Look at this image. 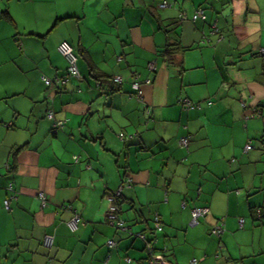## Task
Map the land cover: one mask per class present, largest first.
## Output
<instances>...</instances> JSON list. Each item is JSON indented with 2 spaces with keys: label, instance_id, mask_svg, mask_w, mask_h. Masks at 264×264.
I'll return each mask as SVG.
<instances>
[{
  "label": "crops",
  "instance_id": "1",
  "mask_svg": "<svg viewBox=\"0 0 264 264\" xmlns=\"http://www.w3.org/2000/svg\"><path fill=\"white\" fill-rule=\"evenodd\" d=\"M159 1L0 0V264H144L136 233L154 213L153 254L167 264H264V0ZM197 7L203 20L177 19ZM61 43L79 77L45 88L64 72ZM117 188L125 231L104 219Z\"/></svg>",
  "mask_w": 264,
  "mask_h": 264
},
{
  "label": "built area",
  "instance_id": "2",
  "mask_svg": "<svg viewBox=\"0 0 264 264\" xmlns=\"http://www.w3.org/2000/svg\"><path fill=\"white\" fill-rule=\"evenodd\" d=\"M168 6H169V4L165 0H161L156 5V7L159 8V9H164L165 7H168ZM202 17H203L202 9L198 7L191 14L190 20H194L196 18H202ZM177 19L180 20V21L186 20V15L184 13H182V12H178L177 13ZM212 26L214 27V23H213ZM58 49H59L60 55L64 58L65 62L67 63L66 64V68H65V75L61 79L58 78L57 80H54L53 82L49 81V79L41 77V79L43 80L44 84H46L48 87L54 85L55 83H59L60 84L61 82L65 81L67 77H73L74 79H77L79 77L78 72H77V68H76V57L72 53L70 46H68L65 43H61L59 45ZM262 53H263V49H259L258 50V54H262ZM147 68L149 70L153 69V64L148 62ZM113 80L114 81H118L119 78L118 77H114ZM130 87L134 91L133 96L136 99H139L140 98V92H139V88H138L139 87L138 82L137 81H132L130 83ZM177 102L180 105V107L182 109H184V110L198 108V104L190 103L185 98L179 99ZM241 106H243V105L241 104ZM250 116H252V115H250ZM46 117L50 118V113L49 112L46 114ZM244 118H246V116ZM57 123H55V124H57ZM119 138H120V136H119ZM187 142H188V136L179 137L177 139V144L181 148H186ZM249 148H251L249 144H246L243 147L244 151L249 149ZM128 181H129V179L127 178V180L125 182H128ZM115 193L116 194L118 193V188L115 190ZM38 196L41 198L40 204L43 205L44 204L43 194L41 192H39ZM107 200H108V204H107V207H106L107 211H106V214H105L106 222L109 223L111 226H114L115 228L122 229L121 220L117 217V214H116L117 207H116L115 203L113 202L112 197L111 196L107 197ZM2 202H3V204L5 206H7L8 201L6 199H4ZM206 210H207L206 207H198V208L191 209V211H190V224H195L197 222V219L205 214ZM77 221H78V217H77L76 214H74L66 222V224L69 227H73L74 224ZM237 222L240 224L242 222V219L238 218ZM209 232H210V234L218 235L221 232V222H217L212 227H210L209 228ZM50 242H51V237L48 236V235H43V237H42V245H44L45 247H48ZM105 244H106V246L111 247V246L114 245V241H112L110 239H107L105 241ZM126 261H128V259H126ZM194 261H195L194 259L190 260L191 263H193ZM148 262L149 263H155V264H163L162 261H160L158 258L153 257V256H149Z\"/></svg>",
  "mask_w": 264,
  "mask_h": 264
},
{
  "label": "trees",
  "instance_id": "3",
  "mask_svg": "<svg viewBox=\"0 0 264 264\" xmlns=\"http://www.w3.org/2000/svg\"><path fill=\"white\" fill-rule=\"evenodd\" d=\"M160 2V1H159ZM157 5V4H156ZM157 8V7H156ZM198 8V7H197ZM199 8H201V7H199ZM157 9H159V8H157ZM196 9V8H195ZM194 9V10H195ZM202 9V8H201ZM193 10V11H194ZM193 13V12H192ZM202 14H203V10H202ZM191 16V15H190ZM190 16L188 17V18H186V20H190ZM204 19V17H202V18H196V19H194V20H203ZM194 20H191V21H194ZM71 48V47H70ZM178 49H177V46H176V44L175 43H173V44H165V45H163V47L161 48V50H160V53H161V56H163L164 57V60L165 61H171V59H172V56H173V53L175 52V51H177ZM71 51H72V49H71ZM73 53V52H72ZM75 55V54H74ZM67 64V63H66ZM148 63H146V65H147ZM65 68H66V66H65ZM147 70H149L148 68H147ZM65 75V69H64V72L61 74V75H59V76H55V77H53V78H46V77H43V78H46V79H49V81H54V80H57L58 78H62L63 76ZM100 78H103L101 75L100 76H96L95 77V80H97L98 82H99V80H100ZM70 79H74L73 77H67L66 78V80L65 81H63V82H61L60 84L59 83H55L54 85H52L51 87H55V89L57 90V89H61L64 85H65V83L68 81V80H70ZM40 80H41V82H42V84L45 86V88H47L48 86L46 85V84H44V82H43V80L40 78ZM104 82H106L107 84H109V82L108 81H104ZM110 83H112V84H115V81H113L112 80V82L110 81ZM110 85V84H109ZM112 90H114L113 88H110L107 92H110V91H112ZM50 113V118H47L46 117V114L47 113ZM45 118L46 119H48L50 122H51V124H50V127H49V132H51V131H57V130H59L60 128V126H61V124H62V121L61 120H55V119H53V116H52V111L51 110H46V112H45ZM58 122V123H57ZM55 123H57V124H55ZM247 144H249L250 145V143H247ZM250 147H251V145H250ZM19 148V147H18ZM17 149V148H16ZM16 149L14 150V151H16ZM250 149V148H249ZM246 151V150H245ZM15 153H12V155H14ZM75 156H73L72 157V160H75ZM6 168H8V165L6 166ZM8 185L10 186V184L8 183ZM8 189H9V187H8ZM7 188H6V190L7 191H9L10 192V194H14L15 192H12V189L10 188L9 190H8ZM39 193V192H38ZM38 193L36 194V199H37V201H38V204H39V206L40 207H44L45 205H46V202H45V196L43 195V199H44V204L43 205H41L40 204V202H41V198L38 196ZM42 193V192H41ZM10 194H9V196H10ZM43 194V193H42ZM119 195H120V193H119V189H118V193L116 194L115 193V190H110L106 195H105V200H106V203L108 204V200H107V197H109V196H111L112 197V199H113V202L115 203V205H116V207H117V211H116V214L118 213V197H119ZM8 201V200H7ZM2 206H3V208L4 209H8V205L7 206H5L4 204H3V202H2ZM107 207V206H106ZM62 210H65V209H67L68 208V210L69 211H71V208H69V207H67L66 205H61V207H60ZM107 209V208H106ZM107 211V210H106ZM72 215H74L75 214V212H73L72 211ZM105 214H106V212H105ZM72 217V216H71ZM70 217V218H71ZM77 217H78V215H77ZM117 217H118V214H117ZM202 217V216H201ZM250 217H251V219H255V220H257V219H259L260 218V214L258 213V210L257 209H254L253 210V213L251 212V215H250ZM69 218V219H70ZM119 218V217H118ZM104 219H105V216H104ZM120 219V218H119ZM121 220V227H122V231H125L127 228L126 227H124V225H123V221H122V219H120ZM106 221V220H105ZM109 224V223H108ZM113 228H115L114 226H112ZM115 229H120V228H115ZM161 229V226L159 225V220H158V217H157V214L156 213H154L153 215H152V217H151V227H150V231H148V236L146 237L142 232H137L136 234H137V236H139L141 239H143L144 241H145V245H144V249H145V254L147 255L146 256V259H145V261H144V264H155V263H149L148 262V258H149V256H153V257H156L154 254H153V243H154V240H155V238H154V234H155V232L156 231H159ZM221 232H222V230H221ZM221 232L218 234V235H213V234H210V232H209V234L211 235V236H213V237H216V238H219V236H220V234H221ZM41 243H42V239H41ZM105 246H106V244H105ZM114 246V245H113ZM113 246H111V247H113ZM107 248H110V247H108V246H106ZM156 258H158L160 261H162L163 262V264H167V263H165V261L163 260V259H161L160 257H156ZM195 261L193 262V263H191L190 261H189V264H194L195 262H196V259H194ZM126 261V260H125Z\"/></svg>",
  "mask_w": 264,
  "mask_h": 264
},
{
  "label": "rangeland",
  "instance_id": "4",
  "mask_svg": "<svg viewBox=\"0 0 264 264\" xmlns=\"http://www.w3.org/2000/svg\"><path fill=\"white\" fill-rule=\"evenodd\" d=\"M168 9H170V7H169ZM168 9H167V10H168ZM209 235H210V234H209ZM210 236H211V235H210ZM212 237H213V236H212ZM214 238H216V237H214ZM190 259H192V258H190ZM190 259H189V260H190ZM194 259H195V258H194ZM186 264H188V261L186 262Z\"/></svg>",
  "mask_w": 264,
  "mask_h": 264
}]
</instances>
